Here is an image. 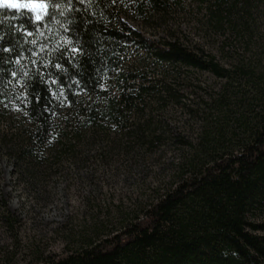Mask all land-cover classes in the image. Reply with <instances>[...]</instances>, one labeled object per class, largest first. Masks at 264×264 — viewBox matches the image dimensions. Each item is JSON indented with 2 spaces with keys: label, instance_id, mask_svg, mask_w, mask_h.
<instances>
[{
  "label": "trees",
  "instance_id": "16d2710c",
  "mask_svg": "<svg viewBox=\"0 0 264 264\" xmlns=\"http://www.w3.org/2000/svg\"><path fill=\"white\" fill-rule=\"evenodd\" d=\"M183 1L46 0L40 21L0 6V104L18 109L9 126L23 159L50 144L64 104L74 129L113 125L152 143L150 103L176 95L184 69L223 80L174 185L117 232L37 264H264V67L221 63L174 29L154 40L127 21L163 20ZM262 1L196 0L197 25L227 54V31L253 39Z\"/></svg>",
  "mask_w": 264,
  "mask_h": 264
},
{
  "label": "rangeland",
  "instance_id": "374dc122",
  "mask_svg": "<svg viewBox=\"0 0 264 264\" xmlns=\"http://www.w3.org/2000/svg\"><path fill=\"white\" fill-rule=\"evenodd\" d=\"M260 11L251 41L247 34L242 38L227 31L232 40L227 54L220 53L219 38L199 29L196 0H184L151 24L132 17L127 21L154 40L174 29L188 43L212 50L221 63L242 56L261 71L264 0ZM173 82L175 97L150 103L145 139L152 143L113 125L97 132L74 129L64 104L56 121L59 129L33 160L16 155L19 139L9 121L17 107L13 102L0 104V264H37L111 235L174 185L193 152L184 142H196L200 118L210 113L204 101L216 96L223 80L188 68Z\"/></svg>",
  "mask_w": 264,
  "mask_h": 264
},
{
  "label": "snow or ice",
  "instance_id": "6c2138e0",
  "mask_svg": "<svg viewBox=\"0 0 264 264\" xmlns=\"http://www.w3.org/2000/svg\"><path fill=\"white\" fill-rule=\"evenodd\" d=\"M0 4H4L9 8L17 9L18 11L27 9L28 11L35 13L34 18L37 21H40L42 18H44V14L48 8L46 0H0ZM72 51L76 52L78 49H72ZM57 67H59V65H57Z\"/></svg>",
  "mask_w": 264,
  "mask_h": 264
}]
</instances>
